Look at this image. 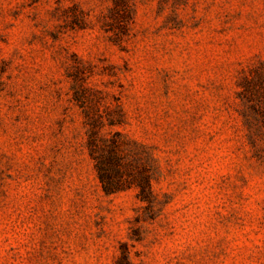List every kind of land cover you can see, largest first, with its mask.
I'll use <instances>...</instances> for the list:
<instances>
[{"label": "rangeland", "instance_id": "1", "mask_svg": "<svg viewBox=\"0 0 264 264\" xmlns=\"http://www.w3.org/2000/svg\"><path fill=\"white\" fill-rule=\"evenodd\" d=\"M0 264H264V0H0Z\"/></svg>", "mask_w": 264, "mask_h": 264}, {"label": "trees", "instance_id": "2", "mask_svg": "<svg viewBox=\"0 0 264 264\" xmlns=\"http://www.w3.org/2000/svg\"><path fill=\"white\" fill-rule=\"evenodd\" d=\"M90 146L93 147V143L92 142H90ZM91 153H92L93 159H95L96 162H97L98 177H99L100 182L102 183V185L104 187V191L113 192L114 189H112V187H109L110 185H108V181H106L107 180V175H106L105 171L99 165L98 157L93 155V153H94L93 151Z\"/></svg>", "mask_w": 264, "mask_h": 264}]
</instances>
